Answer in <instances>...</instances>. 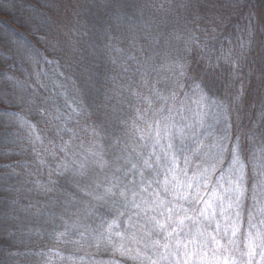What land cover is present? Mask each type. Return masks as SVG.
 Listing matches in <instances>:
<instances>
[{
    "label": "rangeland",
    "instance_id": "374dc122",
    "mask_svg": "<svg viewBox=\"0 0 264 264\" xmlns=\"http://www.w3.org/2000/svg\"><path fill=\"white\" fill-rule=\"evenodd\" d=\"M42 1L37 9L41 11V19L54 32L49 34L40 30L36 32L35 37L41 39L44 33L47 34L43 36L45 39L51 37L56 41L61 40L59 45L67 54L53 51L49 54L50 58L59 59L66 65L65 68H69L65 58L71 61L70 64L77 61L78 58L73 54L76 42L84 43L86 50L93 49L96 52L100 48L101 40L97 33L90 35L88 31L90 27H87V22L90 25L89 0ZM109 1L111 6L119 7L123 0ZM50 2L51 7H47ZM238 6L234 15L228 20L224 17V22H219V27H217L218 36L224 39L221 55H225L231 66V77L233 79L236 77L238 82L230 98L233 110L229 104L227 106V100L222 91L207 86L203 88L204 94L203 92L200 94L208 104L206 110L200 111L198 101L197 103L193 101L190 102L193 103L191 107L190 104L187 107L182 104L173 108L164 119L151 117L148 121L146 120L147 123L143 127L141 125L142 134L131 138L132 140L128 143L130 145L127 147L110 143L107 139V132L105 137L101 132L99 135L95 133L94 138L90 137V146L84 147L81 143L76 145L79 152L70 149L67 153L73 157L69 159L73 169L81 161H87L86 177L81 183L78 184L70 179L71 172L66 179L77 196L67 194L60 195V197L45 196V200L39 201L37 207L33 205L35 210L31 213L24 209H16V212L24 215L22 218H27V220L22 219L21 226L24 227L25 224L28 226L29 223L30 226L41 225L40 227L51 228L54 231L60 228L63 233L81 230L84 231L82 233L85 236L91 237L92 225L99 223L100 228H106L120 236L128 237L129 235L134 238L137 241L136 250L139 249L140 253L151 249L157 251L156 264H184L185 259L188 264H225L226 261L228 264H249V260L251 264H264V256L261 255L264 252V140H261L259 135L264 132V80L261 86H251L250 92L247 85L244 86V81L247 80L244 73L247 72L249 66L250 75L257 72L256 66L264 57V43L261 44L264 41V0H239ZM241 7L243 10L239 12ZM93 15L95 19L96 15ZM35 41L40 42L36 39ZM21 43L18 47L19 52L22 53V59L17 60L20 66L19 74L21 79L28 78L31 83L27 87L16 86L13 93H0V148L4 153L20 154L25 159L28 150L32 151L42 145L45 133L50 140H55L54 132L56 129L58 132L59 128L60 132H63L64 123L52 129L53 125L49 126L38 118H33L32 124L22 118L26 115L30 117L29 112H33L30 106L33 105V98L38 96V87L32 85L31 77L38 75L34 64L41 66L42 56L39 53L32 54L28 46L26 47L23 41ZM112 47H114L113 44ZM13 49L10 50L9 44L4 47L5 53L6 50L10 53ZM13 56L12 53V58ZM217 61H219L218 57ZM68 75V78H65L67 94H64L63 87L55 85L54 80L49 91L51 95L48 100L52 101L46 108L52 109V114L56 118L64 109L62 100L67 107L71 105L69 100H64V98L69 99V96L71 101L79 107V111L75 113L81 112L82 116L93 114L94 110L102 107L101 103L107 107V101L113 102L114 97H111L109 92H103L104 86L98 88L96 84L91 83L93 79L90 77L88 59L84 58V69L79 76L77 71ZM141 84L146 86L144 82ZM138 86L140 93L135 101L143 104L140 110V120H143L145 108L150 102L147 100L145 87L140 84ZM245 92L249 94L247 102L242 106L241 99ZM20 97H24L31 103H19ZM97 97L101 102L98 103ZM197 99L202 101L198 97ZM116 102L119 103V100ZM112 109L107 108L117 117L114 112L119 108L114 109L113 107ZM11 113L18 114L20 118H16ZM215 113H220L221 118H214ZM115 120L117 119H113V122ZM103 121L110 123L111 120ZM165 124L169 125L168 138L160 139L159 144L154 146L157 130L160 129L161 136H163L162 129ZM220 124L223 128L220 135L223 137L221 141L228 144L230 153H224L223 150L214 152L212 148L215 145L216 147L219 145V148L222 145L216 139L207 141L196 139L198 135L206 136V125L217 127ZM96 127L90 129L93 135ZM180 129H183L182 135L179 132ZM250 129L257 132L255 140L247 137ZM190 138L192 141H189ZM193 140L196 142L192 146ZM169 143L173 145L171 150L167 148ZM234 147L238 162H234L231 155ZM165 152L169 153L167 158L164 155ZM43 158L35 161V157L34 161L28 162L29 164L23 161L22 165L19 164L20 166L15 163L9 168L7 174L12 181L14 179L19 182V179H22L21 183L24 184L26 182L24 179L27 178H21L22 173L35 170V168L43 169L44 165H49ZM134 159L135 162H133ZM145 161L152 166L147 167ZM58 163L54 164L57 169L59 168ZM133 165L136 167L133 168ZM58 170L61 172L62 168ZM113 174L120 177L119 190H124L125 186L131 190L127 192L126 200L118 195L116 188L112 189L114 193H117L116 195L104 196L105 189L110 186L109 181L115 183L112 179ZM189 184L192 185L191 188L188 187ZM133 191L136 193L135 196L132 195ZM16 193L10 196L12 200ZM156 194L159 199L188 208V214L193 219L184 220V223L179 226L174 223L167 228V231L155 228L148 216L154 215L157 219H161L158 213H146L142 209L147 207L143 201L150 203L157 198ZM97 196H104V199H96ZM18 198L19 196H16L15 200ZM201 198L205 203H192L193 200ZM137 204L140 207H136ZM207 204H211V207L208 208ZM201 209H206L204 215L198 214ZM237 213H239L238 216ZM183 215V212L179 214L181 218ZM173 227L176 228V232L169 236L168 232H171ZM48 233H50L49 236L54 235L51 232ZM13 238L9 240L5 237L2 241L13 244ZM88 248L89 246L83 247V249ZM58 249L61 253L68 251L66 247L60 246L57 251ZM250 251L254 253L251 258L248 256ZM140 258L144 260L145 256Z\"/></svg>",
    "mask_w": 264,
    "mask_h": 264
},
{
    "label": "trees",
    "instance_id": "16d2710c",
    "mask_svg": "<svg viewBox=\"0 0 264 264\" xmlns=\"http://www.w3.org/2000/svg\"><path fill=\"white\" fill-rule=\"evenodd\" d=\"M89 1L90 25L87 22V27H90L88 30L90 35L97 33L101 40L100 48L96 52L93 49L86 50L84 43L76 42L73 54L78 59L70 64L71 61L65 58L66 64L69 65V68H65L66 65L59 59L55 60L49 56L53 51L67 55L59 45L61 40L56 41L51 37L45 39L43 36L47 34L44 33L41 39L35 37L36 32L40 30L49 34L54 32L41 19V11L37 9L38 4L43 1L0 0V93H13L16 86L27 87L31 83L28 78L21 79L19 74L20 66L17 60L22 59V53L19 52L18 46L23 41L32 54L39 53L42 56V65L34 64L38 75L31 77L32 85L38 87V96L33 98V105L30 106L33 112H29L30 117L26 115L22 118L31 124L33 118H38L49 126L53 125L52 129L64 123L63 132H60V128L58 132L57 129L54 132L55 140H50L45 133L42 145L32 151L28 150L27 155L25 153L26 156L23 154L25 159L20 154L4 153L0 150V186L5 189L11 186L12 189L11 192H0V220L4 221V233L9 228H13L11 229L15 234L13 240L19 241V243L11 244L4 243L2 241L4 239H0V264H8L13 258L6 253L11 249L15 251L16 248H20L27 254L23 264H152L153 261H157V251L151 249L140 253L139 249L136 250L137 241L134 238L129 235L128 237L120 236L106 228H100L99 223L92 225L91 237L85 236L82 233L84 231L81 230L80 233L75 231L63 233L60 228L54 231L51 228L40 227L41 225L30 226L28 222V226L25 224L23 227L21 226L22 219L27 220V218H22L24 215L16 212V209H24L31 213L39 201L45 200V196L60 197L66 194L77 196L66 182L69 171H63L66 168H73L69 163V159L73 157L67 153L70 149L79 152L76 145L81 143L84 147L90 146V137L94 138L96 132H101L104 137L107 132V139L110 143L127 147L134 137L142 134L141 125L143 127L151 117L164 119L173 108L182 104L186 107L190 104L191 107L193 103L190 102L193 101L195 103L198 101L200 111L206 110L208 104L200 94L202 92L204 94L203 88L207 86L222 91L227 100V106L229 104L233 110L230 98L238 82L236 77L234 79L231 77V66L225 55H221L224 39L218 36L217 27H219V22H224V17L228 20L234 15V11L239 7V0H188L184 7L180 6L183 0H123L120 8L117 5L111 6L109 0ZM51 5L50 2L47 7ZM242 10L241 7L239 12ZM93 14L96 15L95 19ZM263 43L264 41L261 42ZM6 44H9L10 50L14 48L13 51L9 53L6 50L5 53ZM84 58L90 61V77L93 79L91 83L96 84L98 88L104 86L103 92H109L110 96L114 97L113 102L107 101L106 103L108 110L113 107L120 109H115L114 112L118 120H115V123L113 120L110 123L103 121L101 127H96L94 135L90 129L102 120L99 109L94 110V113H90L89 116H82L81 112L77 114L75 112L79 111V107L71 101L70 96L69 99L64 98V100H69L71 105L67 107L62 100L64 109L60 111L58 118L52 114V109L46 108L52 101L48 100L51 95L49 91L53 86L52 81H56L55 85L58 87H63L64 94H67L65 78H68V74H72L73 71H77L78 76L81 74L84 69ZM256 67L257 72L250 75L249 66L247 72L244 73L247 77L244 86L247 85L249 92L251 86H261L264 80V57ZM60 74L62 76H59ZM141 82H144L146 86ZM138 84L145 87L146 97L150 102L145 108L143 120H140V110L143 104L135 101L140 93ZM249 92L243 95L242 106L247 102ZM197 97L202 101H199ZM96 99L99 103V97ZM115 100H119V103ZM100 106H104L103 103ZM11 114L20 118L18 114ZM214 118H221V114L215 113ZM215 126L206 125L207 137L198 135L196 139L205 141L216 139L221 145L223 137L220 135L223 128L221 124ZM189 141L192 139L190 138ZM195 142L193 140L192 146ZM219 147L215 145L212 150L229 152L228 144L223 142L221 148ZM61 148L63 152L60 151ZM19 157L22 159L18 160ZM41 158L45 159L49 165H44L43 169L35 168V170L22 173L20 177L27 178L24 179L26 181L24 184L21 183L22 179H19V182L14 179L12 181V178L8 176L9 168L15 163L22 165L23 161L28 163ZM55 163L62 168L61 172L59 168H55ZM61 174L62 178H60ZM49 178L53 179L49 180ZM40 186L52 190L46 192ZM13 191L17 192L16 196L19 198L15 200L16 196L14 197L17 204L12 209L16 220L9 221V197L14 196ZM48 232L54 235L49 236ZM60 246L68 248V251L62 253L59 249L57 251ZM84 246H89V248L83 249ZM141 256H145V259H141Z\"/></svg>",
    "mask_w": 264,
    "mask_h": 264
},
{
    "label": "snow or ice",
    "instance_id": "6c2138e0",
    "mask_svg": "<svg viewBox=\"0 0 264 264\" xmlns=\"http://www.w3.org/2000/svg\"><path fill=\"white\" fill-rule=\"evenodd\" d=\"M188 3V0H183V2L181 3V7H184L185 4ZM51 61H49L50 63ZM178 86H182V85H178ZM19 103L21 104H24V103H31V101H28L26 100L24 97H20L19 99ZM100 113H101V116L103 117V120H113V119H117L118 120V117H115L113 115V113L109 112L107 110V107L106 106H102L100 109H99ZM103 120L100 121L99 124H97V127H101L102 126V123H103ZM164 135L161 136V130L158 129L157 130V137L154 141V146L156 144H159L160 142V139H167L168 138V133H169V125L165 124L163 126V129H162ZM180 134L182 135L183 134V129H180L179 130ZM96 135H99V132H96ZM260 135V139L261 140H264V132L262 133H259ZM257 136V132L256 130L254 129H250L249 132L247 133V137L248 139L250 140H255ZM143 138V137H142ZM167 148L169 150H171L173 148V145L171 143H169L167 145ZM0 150H2V148H0ZM61 152H63V148L60 149ZM165 157L167 158L169 156V153L168 152H165ZM173 157H174V153L172 154ZM231 155L232 157L234 158V162H238V155H237V152H236V149L235 147L232 149V152H231ZM159 159V156L157 157ZM173 163H174V159H173ZM73 164H75V161H73ZM86 164H87V161H81L79 163L78 166H76L74 169L73 168H66V171H69L71 172V177L70 179L72 180H75L78 184L81 183V181L86 177V172H85V168H86ZM145 165L147 167H151L152 165L149 164L147 161H145ZM136 166L133 165V168H135ZM117 172L119 171V169L117 168L116 170ZM115 183H113L111 180L109 181V187H107L104 191V196H114L116 195L117 193H114L112 191L113 188H116L118 189V195L121 197V198H124L125 200L127 199V192L128 191H131L130 189H128L126 186L124 187V190H119L120 187H121V184H120V177L119 176H116L115 174H113V178H112ZM151 185H149L150 187ZM44 191H51L52 189L51 188H46L44 186H40ZM189 188L192 187L191 184L188 185ZM12 189H11V186H9L8 188H3L2 186H0V192H11ZM132 195H136V193L133 191L132 192ZM157 195V198L152 200L150 203L147 202V201H143V203L147 204V207L142 209L143 211H145L146 213H158L159 217L161 219H157L156 216L154 215H150L148 216V219L150 221L153 222V226L155 228H159V229H162V230H165L167 231V228L170 227L172 224H176L177 226L179 225H182L184 223V220H189V219H193L192 216H190L188 213H189V209L188 208H184L183 205H176L174 203H172L171 201H168V200H162V199H159V196L158 194ZM104 196H97L96 199H104ZM181 199H185V197H181ZM237 199H239V197H237ZM115 202V201H114ZM192 203H205L203 201V199H199V200H193ZM17 204V201L15 200H12L10 197H9V205H10V211L8 213V220L9 221H14L16 220V217L15 215L13 214V211L12 209H14V206ZM136 207H140L139 204L135 205ZM207 207L210 208L211 207V204H207ZM192 211H196V209H192ZM206 209H201L199 210L198 214L199 215H204ZM183 212L184 215L183 217L181 218L179 216V214ZM121 215H123V213H121ZM239 215V213H237V216ZM3 224H4V221L3 220H0V239H5V237H7V239L11 240L12 237L15 236L14 232L11 231V229L13 228H9L7 230L6 233H4L3 231ZM18 230V229H17ZM176 232V228H172V231L171 232H168V235H172V233ZM82 235V234H81ZM13 243H19V241H13ZM75 243H79V241H75ZM165 247H167V245H164ZM9 257H12L13 259H11L8 264H23V261L26 257V253L24 251H21L20 248H16L15 251H13L12 249L9 250L7 253H6ZM185 257H187V253L184 254ZM254 255L253 252H249L248 253V256L251 258L252 256ZM262 256H264V252L261 253ZM133 259H136L137 257H132ZM153 264H156L155 261H153ZM184 264H188V261L187 259H185L184 261ZM225 264H228V262L226 261ZM249 264H251V260H249Z\"/></svg>",
    "mask_w": 264,
    "mask_h": 264
}]
</instances>
